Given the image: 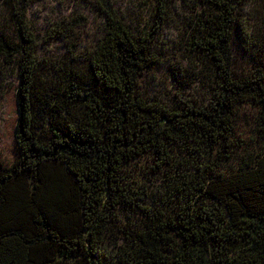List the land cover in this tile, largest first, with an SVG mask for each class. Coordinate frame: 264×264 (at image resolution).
<instances>
[{"label":"trees","instance_id":"16d2710c","mask_svg":"<svg viewBox=\"0 0 264 264\" xmlns=\"http://www.w3.org/2000/svg\"><path fill=\"white\" fill-rule=\"evenodd\" d=\"M34 1L0 0V59L18 77L0 264H264V152L234 131L250 103L264 143V12L238 28V0H203L185 50L208 66L209 101L166 107L136 92L152 31L136 40L110 0H82L105 19L100 40L79 48L71 30L84 20L71 17L46 36L61 55L39 58L25 23ZM156 1L155 21L168 0ZM233 43L249 46L245 76L232 75ZM143 157L163 183L153 201L128 169Z\"/></svg>","mask_w":264,"mask_h":264},{"label":"rangeland","instance_id":"374dc122","mask_svg":"<svg viewBox=\"0 0 264 264\" xmlns=\"http://www.w3.org/2000/svg\"><path fill=\"white\" fill-rule=\"evenodd\" d=\"M202 1L168 0L162 20L155 21L156 0H110L118 21L132 38L137 40L150 35L151 31L153 33L149 41L153 65L138 78L136 90L143 102H157L166 107L178 105V102L202 106L210 98L208 66L190 57L185 50L189 26L203 7ZM235 7L238 12V28L260 23L255 19L264 12V1L238 0ZM7 14V9L0 3V25L6 22ZM77 16H81L84 23L71 30L75 44L80 45L79 48L92 47L100 40L106 26L105 19L90 4L82 0H35L33 4L27 5L25 23L27 32L35 40L36 56H60L63 49L58 42L46 37L50 35L48 30L57 22ZM244 48L241 50L233 43L231 72L235 77L245 76L251 69L249 46L245 44ZM12 67H7L0 59V159L5 163L15 158V94L18 77L15 67ZM258 117L259 110L250 103L243 104L236 117L235 139L244 143L249 153L264 152V143L254 133ZM147 163H151L150 159L139 158L128 169L131 173L141 171L138 173L140 181L145 185L147 198L153 201L161 196L163 183L157 175L159 173L145 171ZM134 167L137 169L133 172Z\"/></svg>","mask_w":264,"mask_h":264}]
</instances>
